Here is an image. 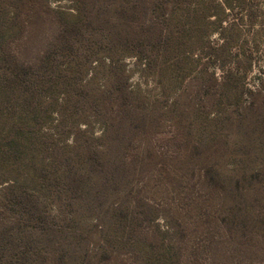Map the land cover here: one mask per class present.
Wrapping results in <instances>:
<instances>
[{"label": "trees", "instance_id": "1", "mask_svg": "<svg viewBox=\"0 0 264 264\" xmlns=\"http://www.w3.org/2000/svg\"><path fill=\"white\" fill-rule=\"evenodd\" d=\"M225 3L0 0V264H264V81L213 40Z\"/></svg>", "mask_w": 264, "mask_h": 264}, {"label": "rangeland", "instance_id": "2", "mask_svg": "<svg viewBox=\"0 0 264 264\" xmlns=\"http://www.w3.org/2000/svg\"><path fill=\"white\" fill-rule=\"evenodd\" d=\"M219 2V0H217ZM225 0H221L224 3ZM242 2V3H241ZM226 0L225 10L219 8L220 14L212 17L211 20H222V30L213 34V40L219 44L230 41V45H234L232 52L245 54L252 51L255 65L250 67L244 78L245 89L253 88L257 85L258 79L264 81V0ZM62 2L60 5H66ZM227 4H231L229 7ZM55 5V4H54ZM130 65L134 64L131 60ZM244 63H242V67ZM133 82H138V75L135 76ZM152 88L153 85L151 84ZM169 134L156 137L159 143L167 142ZM257 210H259L257 208Z\"/></svg>", "mask_w": 264, "mask_h": 264}]
</instances>
